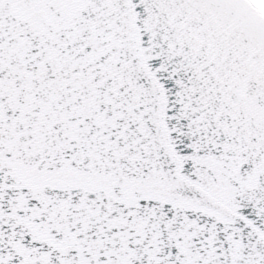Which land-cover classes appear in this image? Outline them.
Masks as SVG:
<instances>
[{
  "label": "snow or ice",
  "instance_id": "1",
  "mask_svg": "<svg viewBox=\"0 0 264 264\" xmlns=\"http://www.w3.org/2000/svg\"><path fill=\"white\" fill-rule=\"evenodd\" d=\"M0 264H264V0H0Z\"/></svg>",
  "mask_w": 264,
  "mask_h": 264
}]
</instances>
